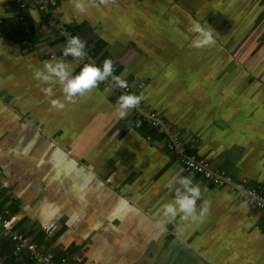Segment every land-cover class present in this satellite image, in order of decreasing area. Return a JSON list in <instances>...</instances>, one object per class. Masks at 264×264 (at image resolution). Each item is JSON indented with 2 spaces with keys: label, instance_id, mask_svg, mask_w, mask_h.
I'll return each instance as SVG.
<instances>
[{
  "label": "crops",
  "instance_id": "1",
  "mask_svg": "<svg viewBox=\"0 0 264 264\" xmlns=\"http://www.w3.org/2000/svg\"><path fill=\"white\" fill-rule=\"evenodd\" d=\"M55 1L24 0L25 32L16 0H0L1 214L60 264H264V211L185 170L165 136L135 116L158 111L211 169L264 190V0H115L83 14ZM48 8L85 42L83 61L62 56L69 36L45 22ZM193 20L213 28L212 46L192 47ZM105 58L127 89L99 84L51 109L41 87L63 93L34 78L45 60L63 59L76 73ZM125 92L143 98L120 119ZM174 176L200 185L198 210L210 202L203 223L162 216ZM50 222L52 235L41 229ZM0 258L36 264L9 239Z\"/></svg>",
  "mask_w": 264,
  "mask_h": 264
},
{
  "label": "clouds",
  "instance_id": "2",
  "mask_svg": "<svg viewBox=\"0 0 264 264\" xmlns=\"http://www.w3.org/2000/svg\"><path fill=\"white\" fill-rule=\"evenodd\" d=\"M115 0H71L76 13H85L88 6L107 5ZM188 31L193 34L192 47L202 49L215 43L213 28L207 23L202 25L193 20ZM85 42L79 36L67 38L66 46L62 49V56L72 57L78 62L85 58ZM111 77L112 81L120 89L128 87L127 81L119 75H114V66L111 59L105 58L102 66L92 63H84L79 72L73 70L63 59L45 60L43 67L34 72V78L46 85L58 84L63 93V99L53 98L54 90L51 86L41 87V91L49 98L51 109L63 110L66 103H74L77 96H83L97 88L101 82ZM142 96L133 93H123L118 97L117 115L120 119H126L130 110L134 109L142 100ZM178 185L174 189V198L161 206V214L167 223L174 222L179 216L180 221L189 223H203L209 211L210 202L205 200L197 208V200L201 199L202 193L198 183L190 176L172 177ZM183 224L177 226V230H183Z\"/></svg>",
  "mask_w": 264,
  "mask_h": 264
},
{
  "label": "built area",
  "instance_id": "3",
  "mask_svg": "<svg viewBox=\"0 0 264 264\" xmlns=\"http://www.w3.org/2000/svg\"><path fill=\"white\" fill-rule=\"evenodd\" d=\"M50 7L54 8L56 5L55 0H49ZM18 11L17 19L19 26L25 32L29 31V24L26 17V4L24 0H16ZM46 13H42V17L49 26H55L58 28V32L61 34H66L69 37L73 36L68 28L65 26L64 22H60L62 14L58 12L57 19L50 17L49 8L45 10ZM0 18V24L2 23ZM85 55L88 56L89 49L85 46ZM111 82L115 85L111 78L106 81L101 82L100 86L105 87L107 83ZM144 82H141L138 87L142 88ZM117 86V85H116ZM128 88V87H127ZM126 88V89H127ZM136 118H141L144 120L155 132L163 134L165 136L164 148L171 151L179 158L182 167L192 174L199 175L209 184L224 188L236 199L241 200L248 204L250 207L255 208L260 211H264V190L259 187L252 185L248 179H235L229 172L224 168L211 169L207 160L197 154L194 150L190 149L185 145L182 138L169 131L167 124L164 121V117L158 111L149 109L145 113L135 112ZM149 138L150 135H147ZM8 211V210H6ZM14 218L7 217L0 212V247L4 239H9L12 241L13 253L27 252L30 257H32L36 264H60L59 262L53 260L51 254L43 250L39 243L31 240L25 234L14 229L13 225ZM42 232L45 234L52 235L56 229L57 224L55 222H50L41 227ZM0 264H5L0 258ZM19 264H30L27 261H20Z\"/></svg>",
  "mask_w": 264,
  "mask_h": 264
},
{
  "label": "trees",
  "instance_id": "4",
  "mask_svg": "<svg viewBox=\"0 0 264 264\" xmlns=\"http://www.w3.org/2000/svg\"><path fill=\"white\" fill-rule=\"evenodd\" d=\"M11 250V249H10ZM11 253H12V251H11Z\"/></svg>",
  "mask_w": 264,
  "mask_h": 264
}]
</instances>
